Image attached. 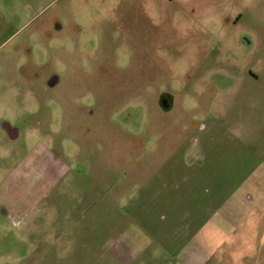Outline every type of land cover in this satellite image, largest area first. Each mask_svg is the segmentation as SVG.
<instances>
[{
	"label": "rangeland",
	"instance_id": "rangeland-1",
	"mask_svg": "<svg viewBox=\"0 0 264 264\" xmlns=\"http://www.w3.org/2000/svg\"><path fill=\"white\" fill-rule=\"evenodd\" d=\"M1 121L0 264H264V0H0Z\"/></svg>",
	"mask_w": 264,
	"mask_h": 264
},
{
	"label": "crops",
	"instance_id": "crops-1",
	"mask_svg": "<svg viewBox=\"0 0 264 264\" xmlns=\"http://www.w3.org/2000/svg\"><path fill=\"white\" fill-rule=\"evenodd\" d=\"M239 195H240V199L239 200L242 201V202L245 201V200H247V199H249L248 197H247V199L245 197H244L243 200L241 199V197H242V190L240 191ZM227 203L224 205V207L226 209L224 215H227L228 214L229 218H231V221L233 220V223H234L235 222L234 219L236 218L237 214H239L238 213V210H237V206H239V203L237 201H232L229 205H227ZM243 203H249L250 206H251L253 202H251L250 200H248L247 202L245 201ZM263 204L264 203H262L260 207H263L264 206ZM251 209L252 208H250L249 211H251ZM248 214H249V212L248 213H245V214H244V212H242V214L239 215V216L241 217V219L242 218L245 219L246 218L245 216H247ZM222 220H224V219L222 218Z\"/></svg>",
	"mask_w": 264,
	"mask_h": 264
},
{
	"label": "flooded vegetation",
	"instance_id": "flooded-vegetation-1",
	"mask_svg": "<svg viewBox=\"0 0 264 264\" xmlns=\"http://www.w3.org/2000/svg\"><path fill=\"white\" fill-rule=\"evenodd\" d=\"M52 83H50V84L52 85ZM0 126L3 128V130L9 136L10 139L17 137L18 129L15 126L10 125L7 121H1Z\"/></svg>",
	"mask_w": 264,
	"mask_h": 264
}]
</instances>
